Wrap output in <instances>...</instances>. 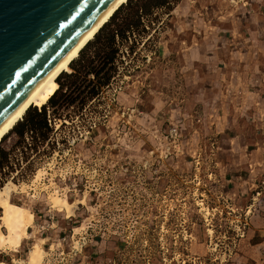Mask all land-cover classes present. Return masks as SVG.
<instances>
[{"label":"rangeland","instance_id":"374dc122","mask_svg":"<svg viewBox=\"0 0 264 264\" xmlns=\"http://www.w3.org/2000/svg\"><path fill=\"white\" fill-rule=\"evenodd\" d=\"M175 2L123 3L58 77V91L43 106H31L0 141V158L9 153L0 188L17 184L12 200L45 207L47 219H76L63 240L41 239L42 224L33 221L13 262L7 257L16 250L0 248L6 264H30L34 241L44 249L36 264H83L90 249L100 264H227L235 257L252 201L226 190L215 144L199 145L186 163L169 132L142 154L140 138L148 132L137 119L140 111L120 99L121 92L158 81L178 92L177 69L159 45ZM116 29L120 35L109 47L106 37ZM112 49L110 70L103 61ZM45 115L57 119L55 128L31 133L29 122ZM54 192L72 204L69 218L66 209L51 206Z\"/></svg>","mask_w":264,"mask_h":264},{"label":"crops","instance_id":"0c3cea01","mask_svg":"<svg viewBox=\"0 0 264 264\" xmlns=\"http://www.w3.org/2000/svg\"><path fill=\"white\" fill-rule=\"evenodd\" d=\"M171 9L173 22L159 45L177 69L178 92L158 81L120 99L140 111L148 132L140 138L142 154L169 132L186 163L199 145L215 144L226 190L252 201L246 233L227 264H264V0H176ZM27 207L42 224L41 239H65L76 221L47 219L45 207ZM95 253L87 251L83 264H100ZM19 255L17 249L7 258Z\"/></svg>","mask_w":264,"mask_h":264},{"label":"water","instance_id":"95a60500","mask_svg":"<svg viewBox=\"0 0 264 264\" xmlns=\"http://www.w3.org/2000/svg\"><path fill=\"white\" fill-rule=\"evenodd\" d=\"M113 0H0V124Z\"/></svg>","mask_w":264,"mask_h":264},{"label":"bare ground","instance_id":"6f19581e","mask_svg":"<svg viewBox=\"0 0 264 264\" xmlns=\"http://www.w3.org/2000/svg\"><path fill=\"white\" fill-rule=\"evenodd\" d=\"M126 1L127 0H113L8 115L0 124V141L23 118L31 106L41 107L49 101L59 89L58 77L61 73L70 71V64L72 61ZM18 189L17 184L11 181L6 182L5 185L0 188V248L17 250L21 246L23 239L30 236L28 228L33 224L35 214L29 207L12 200V193ZM20 190L23 191L24 188L21 187ZM50 202L51 206H57L59 210L66 209L68 216L71 214L72 204L67 198L50 193ZM41 243L42 242L34 241L32 244L28 255V262L30 264H36L42 258L44 249ZM0 264H6V262L0 260Z\"/></svg>","mask_w":264,"mask_h":264},{"label":"trees","instance_id":"16d2710c","mask_svg":"<svg viewBox=\"0 0 264 264\" xmlns=\"http://www.w3.org/2000/svg\"><path fill=\"white\" fill-rule=\"evenodd\" d=\"M155 3L158 4L159 2H155ZM117 35H120L119 30L117 31V29H116V32L115 31H110L109 35H107L106 43H107V45L109 47H112V45L115 43V38H116ZM104 60H105V61H103L104 65H106V67H107L110 64L111 67H109V69L110 70L113 69L114 68L113 64L116 63V50L112 49L109 53H106L105 57H104ZM90 72H93V70L88 69L87 73L89 74ZM110 78H111V76L107 75V80L108 79L110 80ZM109 80L107 82H109ZM95 94H97V92ZM41 127H45V128L50 127L49 124H48V119H47L46 115L44 116V118H41V119H38V118L34 119L33 118L28 124V130L32 131L33 133H36V135L39 132V129ZM8 155H9L8 152L7 153L3 152V155L0 158V170L2 168L1 165H3V161L5 159H6V161L8 160Z\"/></svg>","mask_w":264,"mask_h":264},{"label":"built area","instance_id":"2783aa9c","mask_svg":"<svg viewBox=\"0 0 264 264\" xmlns=\"http://www.w3.org/2000/svg\"><path fill=\"white\" fill-rule=\"evenodd\" d=\"M59 120H61L60 118H59ZM57 119L54 117L53 119H51V117H50V115H49V118H48V124H49V126L51 127V128H55V125L57 124ZM64 122H66V120L64 119ZM61 124L63 125V122H61ZM31 133H32V131H30ZM176 134V133H175ZM171 135H172V133H171ZM49 139H50V137H48L47 138V141H49ZM76 141V139H74L73 140V142H75ZM137 171H139V169L137 170ZM157 171V170H156ZM11 172H12V174H13V169L11 170ZM15 172H17V170H15ZM156 173V172H155ZM73 176H75L73 179L75 180L76 179V175L78 174V171H74L73 173ZM61 189H63V188H60V190ZM57 191H58V189H57ZM83 204V203H82ZM249 212V211H248ZM248 221H249V219H243V226L244 227H246L247 225H248Z\"/></svg>","mask_w":264,"mask_h":264}]
</instances>
